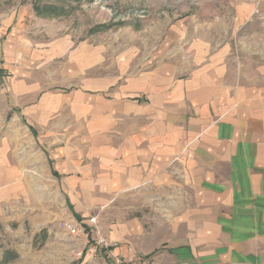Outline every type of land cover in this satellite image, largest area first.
<instances>
[{"label": "rangeland", "instance_id": "rangeland-1", "mask_svg": "<svg viewBox=\"0 0 264 264\" xmlns=\"http://www.w3.org/2000/svg\"><path fill=\"white\" fill-rule=\"evenodd\" d=\"M174 59L216 67L226 96L264 122V0H0V264H153L166 249L154 238L166 215L153 198L135 188L91 196L95 182L80 180L90 174L57 178L47 154L86 150L95 131L120 133L132 108L117 120L105 114L122 94L121 74ZM91 77L117 81L98 93L96 118L79 116L78 97L63 96ZM43 103L58 107L54 116L41 117ZM83 155V168L94 163ZM7 250L18 256L3 262Z\"/></svg>", "mask_w": 264, "mask_h": 264}, {"label": "crops", "instance_id": "crops-1", "mask_svg": "<svg viewBox=\"0 0 264 264\" xmlns=\"http://www.w3.org/2000/svg\"><path fill=\"white\" fill-rule=\"evenodd\" d=\"M125 70L122 94L105 114L117 120L119 109L132 108L120 133L95 131L86 150L48 148L52 174L87 172L90 178L80 180L95 182L91 196L97 198L134 188L153 198L154 212L166 215L156 221L154 236L166 249L153 264H264V122L226 96L216 67L174 59ZM116 84L91 77L63 96L78 97L79 116L96 118L98 93ZM34 101L26 95L30 115L39 108ZM57 110L43 103L41 117ZM86 153L94 163L83 168Z\"/></svg>", "mask_w": 264, "mask_h": 264}, {"label": "built area", "instance_id": "built-area-1", "mask_svg": "<svg viewBox=\"0 0 264 264\" xmlns=\"http://www.w3.org/2000/svg\"><path fill=\"white\" fill-rule=\"evenodd\" d=\"M69 228H72V226L69 225ZM73 231H76V230L73 228ZM134 261H135L134 258L123 259L120 257H115L112 260V264H135ZM141 264H149V263L144 259Z\"/></svg>", "mask_w": 264, "mask_h": 264}, {"label": "trees", "instance_id": "trees-1", "mask_svg": "<svg viewBox=\"0 0 264 264\" xmlns=\"http://www.w3.org/2000/svg\"><path fill=\"white\" fill-rule=\"evenodd\" d=\"M30 127H31V129L33 128L31 125H30ZM44 232L46 233V231H44ZM44 236H46V235H44ZM17 256H18L17 253H15L14 251H12V250H7V251L5 252V254H4L3 262H7V261H9V260H11V259L16 258Z\"/></svg>", "mask_w": 264, "mask_h": 264}]
</instances>
